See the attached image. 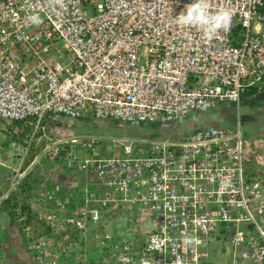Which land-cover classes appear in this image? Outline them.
Listing matches in <instances>:
<instances>
[{
	"label": "built area",
	"instance_id": "1",
	"mask_svg": "<svg viewBox=\"0 0 264 264\" xmlns=\"http://www.w3.org/2000/svg\"><path fill=\"white\" fill-rule=\"evenodd\" d=\"M190 3L64 0L52 9L48 0H0V125L19 122L47 141L0 197V210L4 201L15 215L31 211L20 223L34 264H220L218 255L264 264V163L238 121L232 130L112 137L121 156L105 157L102 136H47L42 125L49 112L175 132L190 115L264 95V0H211L233 13L211 40L176 23ZM41 159L82 177L77 203L47 178L18 200Z\"/></svg>",
	"mask_w": 264,
	"mask_h": 264
},
{
	"label": "rangeland",
	"instance_id": "2",
	"mask_svg": "<svg viewBox=\"0 0 264 264\" xmlns=\"http://www.w3.org/2000/svg\"><path fill=\"white\" fill-rule=\"evenodd\" d=\"M221 109L224 112L218 108L216 111L213 110L204 114L190 115L178 124L179 128L175 132H172L174 128L171 126L156 127L144 124L136 125L114 120H95L92 117H89V119L69 120L60 116H49L43 121L44 123L42 125L47 129V136L51 135L52 132L55 133L56 130L59 134L74 133L75 135L102 136L104 140L99 143L98 147L100 148L101 156L105 157L111 155L121 156L119 146H114L109 141V138L112 137L125 136L127 138H136L146 136L148 138H154L167 136L169 133H171V136L177 134L182 135L186 132L189 133L192 129L199 128L202 124H213L214 122H220L219 126L232 130L235 128L234 123L238 121L244 139H249L252 144H254V140L258 141L260 147L257 149L255 146V148L260 153L262 161L264 162V96L255 97L246 101V104L242 103L238 106L234 103H226ZM214 113L219 114L218 121L213 120L217 118L213 116ZM21 125L22 127L16 126V128L22 129V136H20L21 134L13 135L12 131L15 130V127H12L11 123H4L0 125V128H4L9 133L6 134L7 136L16 142H20L23 146L29 144L28 152H32L33 155L34 153L37 154L46 144V139L41 137V133L37 132L31 138L30 128L28 126L25 127L23 124ZM5 142L7 141L0 140V146L4 145ZM41 162L44 163L47 161L43 159ZM41 162L40 165H42ZM75 198L77 199L78 195ZM38 232L42 233L43 229L41 227L36 228L35 233L37 234ZM211 260L214 263L220 264L231 263L230 258L219 255L213 256Z\"/></svg>",
	"mask_w": 264,
	"mask_h": 264
},
{
	"label": "crops",
	"instance_id": "3",
	"mask_svg": "<svg viewBox=\"0 0 264 264\" xmlns=\"http://www.w3.org/2000/svg\"><path fill=\"white\" fill-rule=\"evenodd\" d=\"M260 96H264V95H260ZM255 97L256 96L253 93L251 95L248 92L241 98L237 106L242 103L246 104V101H249ZM223 106H225V104L220 106L219 109L224 112V110L221 109ZM213 116L217 117L216 119L213 120L215 121L219 120L218 118L220 116L218 113H214ZM82 119H88V118H82ZM219 123L220 122H214L213 124L212 123L202 124L200 127L207 125H220ZM19 127H22V125H20ZM15 129L17 128L15 127ZM186 130L188 131V128ZM12 133L13 135H18L21 134L22 132L15 133V130H13ZM6 134L9 133L4 128H0V140L7 141L4 143V145L0 146V197L4 196L5 193L7 192L9 180H11L13 170L20 165L21 160L24 159V165H26L29 162H31L33 158L37 156L35 153L33 155L32 152L31 153L28 152L27 155L23 156L22 153L26 146H23L20 142H16L14 139L7 136ZM247 140L249 141V139ZM255 146L257 149L260 147L258 145V141L256 140H254V144H253V147ZM260 160L261 162H263L261 156H260ZM41 161H43V159L39 160L32 167L28 175L29 178L34 177L35 174H39L41 175V178H47L49 182H57L59 184H62V186L65 187L64 194L65 191L68 190L66 188L69 187L70 189L68 192L66 191V194L70 197L72 205L74 204V202L77 203L78 199H76L75 196L73 197V195L75 194V192L76 195H78L77 191H79L80 189L77 188L80 185V182L82 183V177L80 175H73L69 171L58 167L57 164L51 162H44L46 164L45 165ZM40 162L42 165H40ZM31 185L32 184H23V183L19 185V192L17 193V198L19 201H21L20 198H22V196L29 191ZM13 201L14 198L13 199L11 198V202ZM6 207L7 206L3 201L2 209L0 210V264H34L32 254L28 249V238L24 234L21 225V223H23L26 220V213L23 211V215L21 216L15 214H13V216H10L9 212L12 213L11 209ZM20 221L22 222L20 223ZM38 234L43 235L45 234V232L42 233L38 232ZM61 264H74V263L65 260L62 261Z\"/></svg>",
	"mask_w": 264,
	"mask_h": 264
},
{
	"label": "clouds",
	"instance_id": "4",
	"mask_svg": "<svg viewBox=\"0 0 264 264\" xmlns=\"http://www.w3.org/2000/svg\"><path fill=\"white\" fill-rule=\"evenodd\" d=\"M64 4V0H48L49 8L55 9ZM233 13L229 8L213 10L211 0H192L176 18V23L186 27L199 28L206 39L211 40L221 29H228ZM32 24L39 26L43 21L39 14L29 17Z\"/></svg>",
	"mask_w": 264,
	"mask_h": 264
},
{
	"label": "trees",
	"instance_id": "5",
	"mask_svg": "<svg viewBox=\"0 0 264 264\" xmlns=\"http://www.w3.org/2000/svg\"><path fill=\"white\" fill-rule=\"evenodd\" d=\"M251 95H252V92H249ZM256 97H261L260 95H255ZM44 120H46V117L44 118ZM12 124V127H16V126H20L21 123L19 122H13L11 123ZM27 129V128H26ZM26 129H25V132H26ZM23 133H21L20 136H22ZM29 175V174H28ZM27 175L26 179L23 180L20 184H34V183H38L40 181L43 180V178H41V176L39 174H35L34 177H30ZM23 211L26 213V220L23 222V225H29L30 222L32 221V215H31V211L26 207V206H23ZM8 214V213H7ZM9 215L10 216H13V213H10L9 212Z\"/></svg>",
	"mask_w": 264,
	"mask_h": 264
},
{
	"label": "water",
	"instance_id": "6",
	"mask_svg": "<svg viewBox=\"0 0 264 264\" xmlns=\"http://www.w3.org/2000/svg\"><path fill=\"white\" fill-rule=\"evenodd\" d=\"M51 114L48 112L46 113L45 117L48 118Z\"/></svg>",
	"mask_w": 264,
	"mask_h": 264
}]
</instances>
